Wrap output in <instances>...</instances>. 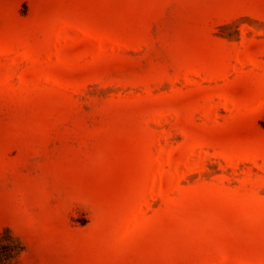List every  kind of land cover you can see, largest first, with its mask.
Masks as SVG:
<instances>
[{"label": "rangeland", "instance_id": "1", "mask_svg": "<svg viewBox=\"0 0 264 264\" xmlns=\"http://www.w3.org/2000/svg\"><path fill=\"white\" fill-rule=\"evenodd\" d=\"M0 264H264V0H0Z\"/></svg>", "mask_w": 264, "mask_h": 264}]
</instances>
